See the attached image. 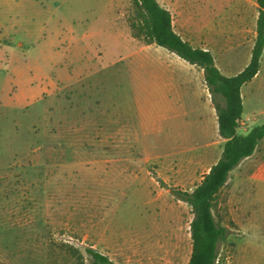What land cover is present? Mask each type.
Returning <instances> with one entry per match:
<instances>
[{"label":"rangeland","instance_id":"374dc122","mask_svg":"<svg viewBox=\"0 0 264 264\" xmlns=\"http://www.w3.org/2000/svg\"><path fill=\"white\" fill-rule=\"evenodd\" d=\"M158 2L224 75L248 65L256 0ZM132 13L131 0H0V264L53 262L46 250L89 264L87 248L127 232L161 243L162 264L190 257L194 214L172 189L192 192L225 141L202 70L135 40ZM263 85L244 88L247 113ZM214 215L228 230L217 264H236L234 173ZM244 247L264 264V241Z\"/></svg>","mask_w":264,"mask_h":264},{"label":"trees","instance_id":"16d2710c","mask_svg":"<svg viewBox=\"0 0 264 264\" xmlns=\"http://www.w3.org/2000/svg\"><path fill=\"white\" fill-rule=\"evenodd\" d=\"M133 13L128 18L132 37L146 45H157L174 53L190 65L203 70L205 83L217 112L218 130L225 140L220 159L192 191L172 189V194L193 211L191 223L192 254L188 264H217L226 228L214 215L218 195L227 185L232 171L252 156L264 139V125L239 134L244 115L242 88L259 73L264 52V0L258 5L257 36L248 65L238 74L226 76L218 68L213 53L194 47L175 30L171 12L158 0H131ZM89 264H115L107 256L87 248Z\"/></svg>","mask_w":264,"mask_h":264},{"label":"crops","instance_id":"0c3cea01","mask_svg":"<svg viewBox=\"0 0 264 264\" xmlns=\"http://www.w3.org/2000/svg\"><path fill=\"white\" fill-rule=\"evenodd\" d=\"M7 34L9 35V33ZM261 67H262V62H261ZM260 77H261V68L259 73L256 75V77L251 82L244 85L242 88V97L244 104L243 118L245 115H247V119L248 118L250 119V126L249 128L246 129V131H242V128H240L239 134H247L254 127L264 125V85L261 88L252 91L253 104H252V109L249 111V113H247L246 111V100L243 92L244 88L247 87L248 85H253L259 79L261 81L264 80V76L262 78ZM177 83L179 84H177L176 86L181 89L182 93H184L183 87H187V84L182 85L180 82ZM190 90H192V87L190 88ZM233 173H234L235 221L238 225L241 226V228L248 225H255L260 230L259 228L260 224L264 225V220L259 219L260 217H264V139L259 143L254 154L243 160L232 171L231 175ZM130 230L132 231L133 228H130ZM102 237L106 238L107 242L98 243L96 246H92V248L96 252H99L100 254L107 256L110 259V261H112L115 264H162L163 262L162 254L160 253L157 254L156 252L157 248L161 249L160 248L161 243L148 242L144 234H141L139 232L137 233L127 232V233H116L113 235L105 234V236ZM236 240H237V246L239 247V253H238V258L236 260V264H260L259 259H256L255 261L254 260L250 261L247 259L246 254L248 252L247 250L245 251L244 237L241 236L239 239ZM177 251L178 250L176 249L175 252L172 254V257H174L173 264H179ZM51 253H54L55 255L53 262H49V260L46 259V264H62L63 258L61 255H64L62 254V251L57 250L50 252L49 250H46V255H45L46 258L51 256ZM190 258L191 255L188 258L186 264L189 263Z\"/></svg>","mask_w":264,"mask_h":264},{"label":"clouds","instance_id":"9594fccd","mask_svg":"<svg viewBox=\"0 0 264 264\" xmlns=\"http://www.w3.org/2000/svg\"><path fill=\"white\" fill-rule=\"evenodd\" d=\"M241 235L245 242L250 245H258L264 241V234L255 225H248L241 228Z\"/></svg>","mask_w":264,"mask_h":264},{"label":"water","instance_id":"95a60500","mask_svg":"<svg viewBox=\"0 0 264 264\" xmlns=\"http://www.w3.org/2000/svg\"><path fill=\"white\" fill-rule=\"evenodd\" d=\"M228 233V230L226 229V234Z\"/></svg>","mask_w":264,"mask_h":264},{"label":"built area","instance_id":"2783aa9c","mask_svg":"<svg viewBox=\"0 0 264 264\" xmlns=\"http://www.w3.org/2000/svg\"><path fill=\"white\" fill-rule=\"evenodd\" d=\"M243 124V121H241V125Z\"/></svg>","mask_w":264,"mask_h":264}]
</instances>
